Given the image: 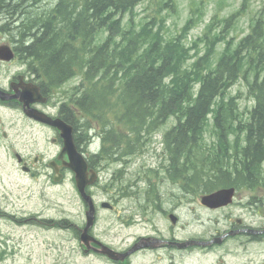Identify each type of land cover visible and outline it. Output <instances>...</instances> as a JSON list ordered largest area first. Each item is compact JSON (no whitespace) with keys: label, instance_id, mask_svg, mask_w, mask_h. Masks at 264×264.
I'll return each mask as SVG.
<instances>
[{"label":"trees","instance_id":"trees-1","mask_svg":"<svg viewBox=\"0 0 264 264\" xmlns=\"http://www.w3.org/2000/svg\"><path fill=\"white\" fill-rule=\"evenodd\" d=\"M26 1L0 0V30L10 35L18 54L29 59L30 69L39 75L44 87H59L82 71L84 81L74 88L70 99L84 115L85 129L98 123L103 127L104 141H110L112 147L110 155L114 146L121 147L120 141L114 140L124 134L116 131L119 126L128 129L127 137L139 139L144 131L153 130L175 115L178 123L167 131V146L175 162L181 155L189 159L191 182H201L204 167L220 172L212 178L208 175V183L264 182L263 18H257L251 31L234 47L230 44L216 64L211 59L215 41L205 32L211 43L204 55L187 66L189 48L179 38H166L161 28H155V19L140 28L123 21L122 16L144 0ZM236 15L226 18V23ZM184 30L187 32L189 27ZM102 31L107 32L105 38H101ZM221 36L218 33L216 40L224 38ZM241 77L247 80L255 98L248 118L235 110L234 97L225 98L227 90ZM210 114L219 137L216 148L204 145L203 133ZM230 129L237 136L244 132L246 137L244 144H236L241 146L233 148L234 152L227 140ZM137 144L138 140H129L127 152ZM201 152L216 154L200 156ZM234 169L242 180L232 177L230 171ZM38 221L45 226L76 230L69 218Z\"/></svg>","mask_w":264,"mask_h":264},{"label":"rangeland","instance_id":"rangeland-1","mask_svg":"<svg viewBox=\"0 0 264 264\" xmlns=\"http://www.w3.org/2000/svg\"><path fill=\"white\" fill-rule=\"evenodd\" d=\"M39 3L41 1L28 0L26 4ZM42 3L46 4L45 1ZM233 13L237 15L226 23L225 19ZM258 17L264 19V0H144L122 16L126 25L136 28L155 19V28H161L166 38H179L189 48L187 66H192L193 61L206 52L211 43L207 37L215 41L211 55L215 62L227 41L235 45L251 31ZM186 27L189 30L184 32ZM205 32L207 37L204 36ZM218 33L224 37L219 41L216 40ZM0 39H10V35L1 32ZM20 67L18 61L2 65L0 77L5 81ZM249 75L253 78L252 74ZM79 81L80 77H76L65 83L60 89L61 93ZM225 97L227 100L234 97L237 105L235 110L238 109L244 118L255 102L244 77L227 90ZM167 120V124L154 133V139L146 142V149L149 150L128 157L127 166L122 171H116L122 165L109 166L103 170L98 184L93 188L97 207L103 200L115 204L114 209H103L100 206L95 234L117 249H124L139 231L150 230V226L141 229L136 219L140 206L139 188L136 187L144 185L143 178L149 175V182L172 183L162 171L157 175L146 168L160 163L161 156L158 155L163 152L164 133L167 127L176 123L177 118L171 115ZM212 123L211 117L205 128L204 144L213 147L218 135ZM3 131H7V136L3 135ZM39 133L40 127L30 123L21 113L0 109V264H115L101 255L84 253L74 230L54 224L45 226L38 221L42 218H69L77 226L86 222V207L77 189L74 173L68 170L59 183L53 180L45 162L56 151L45 141L44 134ZM236 133L232 129L228 133L229 142L233 145L242 140V135L237 136ZM92 139H95L94 136ZM97 144L98 140L95 139L91 148L95 149ZM16 151L31 156L44 154V162L36 165L42 173L31 176L24 172L17 161ZM115 172H119L116 177L122 179H113ZM124 184L125 190L121 189ZM258 192L264 200V192ZM230 209L235 215L244 216L249 221L257 224L264 222V203H259V211L242 209L237 203ZM186 220L189 224L184 222L182 227H177L178 233L186 237L209 233L216 224L213 220L202 224L198 219ZM153 222L160 221L155 217ZM219 225L223 226L221 223ZM227 249L232 251L229 253ZM168 257V253L162 250L140 256L135 254L130 264H244L247 261L260 264L264 261V244L245 246L239 240H231L213 254L195 255L193 261L181 260L176 256L175 262H170Z\"/></svg>","mask_w":264,"mask_h":264},{"label":"flooded vegetation","instance_id":"flooded-vegetation-1","mask_svg":"<svg viewBox=\"0 0 264 264\" xmlns=\"http://www.w3.org/2000/svg\"><path fill=\"white\" fill-rule=\"evenodd\" d=\"M2 43L3 41L0 39V44ZM10 44L15 50L17 56L15 60L11 62L0 60V66L10 65L18 61L21 63V67L20 69L11 73V75L5 81L0 77V87L6 91L8 97L5 100L0 99V109L19 112L22 115H25L24 102L19 97H13V95H20L26 92L34 93L35 88H33V86H38L40 93L38 94L35 92L33 94V98L35 100L31 103V106L44 111L53 118L62 119V121L67 124L68 128H72V135L77 149L86 156V159L89 163V168H97V171L100 174L103 170L108 169L109 166H127V154L129 153L127 152L126 143L124 142V144H122L120 142L121 147L114 146V152L111 156L109 148L112 149V147L111 145L109 146L110 143H104L101 145L98 152H94L90 145L87 144L88 136L85 131L83 132V138L80 136L82 132V126L80 124L76 110H74L70 104L64 102L66 100L63 96H60L59 92L55 90V87L49 84L47 87H44L40 81L39 75L35 74L29 69L28 63L26 61L20 59L16 43L10 42ZM41 96L44 97L45 100H39ZM31 97L32 96H30V98ZM28 121L40 127L41 133L39 134H44L45 141L49 143L56 151L55 154L50 156L49 160L45 162L46 166L50 170L49 174L54 176L55 168H59L65 175L68 171V168L64 164V160H68V156L66 154L62 155L64 149V138L61 133V129L53 124L51 125L48 123H43L29 117ZM114 140L119 141L117 138ZM120 141L123 142V140ZM109 156L112 158V160L109 159ZM158 156H161L160 163L158 165H149L146 168L151 169L157 175L160 171H162L165 176H167L172 181V183L162 184L151 181L149 182L147 180L149 175H147V177L144 179V185L141 187H136L139 188L138 202L140 203L136 218L137 224H139L141 229L150 226V230L139 231L135 236V239L124 249H122L123 251L130 250L136 244L137 249L135 254L137 256L144 255L148 252H160L162 250L168 253V260L170 262H175L176 256H178L181 260L193 261L195 255L200 256L205 254H213L225 244L229 243L230 240L235 238H239L240 243L245 246L254 243L264 244V222L257 224L255 221H249L244 216L235 215L230 209L237 203L242 209L247 208L257 210L259 203L263 204L264 200L260 197L262 194L256 193L255 189L258 188L257 191H263L264 185H252L249 183H192L190 182V174L186 173L188 170L184 169L183 171L180 166H178V168L175 166L176 162L173 155L163 151ZM44 160V154H36L34 156L23 154L21 165L28 166L30 168V173L37 175L42 172L39 167H36V165L44 162ZM189 164L190 162L188 160L184 161V166H189ZM182 171L183 176L179 177ZM205 171L207 172V170ZM211 171L213 174L210 178L215 176L216 171L220 173L217 168L212 169ZM230 172H232V177L236 181L242 180V178L239 177L238 170L234 169V171ZM116 173L117 172L114 174ZM177 175L178 178H175L174 176ZM206 179L209 178L206 177ZM245 179L246 177H243L244 181ZM96 184L91 186V193L93 192L95 194L93 188L96 186ZM227 186L235 187V200L231 204L217 208L209 207L203 204V195L217 191ZM114 208L115 204H113V207H110V209ZM129 216L130 218H133L131 215ZM155 217H157L161 223L153 222ZM192 218L198 219L200 224L209 220L211 222L213 220V222L216 224L209 233H202L200 235L188 237L181 236L178 233L177 227H182L184 222L189 224V221L186 219ZM220 223L223 226L219 225ZM77 229L80 230L81 228L77 226ZM91 232L95 234L94 229ZM227 233L228 235H226ZM95 236L99 240L103 241L96 234ZM192 237L210 239L213 242L208 245L188 247H179L177 244V240H186ZM220 239L221 241L218 242L217 240ZM94 246L98 247V244L94 243ZM227 250L229 253L232 251L231 249ZM131 257L132 256L127 258L125 262L119 263L127 264L129 263V259ZM244 264H252V262L247 261ZM260 264H264V261H262Z\"/></svg>","mask_w":264,"mask_h":264},{"label":"water","instance_id":"water-1","mask_svg":"<svg viewBox=\"0 0 264 264\" xmlns=\"http://www.w3.org/2000/svg\"><path fill=\"white\" fill-rule=\"evenodd\" d=\"M14 57V51L12 50V48L9 45H1L0 46V58L5 59V60H10ZM36 91H38V89H36ZM0 94L3 98H5V96L3 95L2 90H0ZM33 94V92H32ZM29 97V93L25 94V95H21V98L25 101L26 105H28L30 103V101L32 100ZM26 112L28 115L42 120V121H46V122H50L53 123L57 126H59V128L62 129V134L65 138V149L63 151V153H68L69 154V158L70 161L67 163L69 167H71L75 173H76V181H77V186L81 192V195L83 196V198L90 204V209L87 212V224L81 234V240L83 243H85L87 245V251L90 250V248H92L91 242L94 239V237L89 233V228L94 224L95 222V206H94V201L91 197L90 194L87 193L86 191V186L92 182H94L97 179V173L95 171L89 170L88 169V163L85 160V158L83 157V155L77 150L76 146H75V142H74V138L72 135V128L71 127H67L65 124H63L62 121L60 120H51L50 117H48L46 114H44L43 112L34 109V108H28L26 109ZM19 160L21 161V156H18ZM24 170H28V168L23 167ZM55 180L59 181L61 180V175H56L55 176ZM233 193H234V188H225L222 190H219L217 192L211 193L209 195L204 196L203 198V202L211 207H218L221 205H225L228 204L229 202L232 201L233 198ZM104 206H107L108 203H104ZM201 243L200 241H196V240H191L185 243L180 244L181 246H187L189 244H199ZM136 248V246H134L133 249H131L130 251L126 252V253H121L119 251H116L115 249L101 244V248H98L97 250L101 253L107 254L108 256H110L113 259H124L126 256H128L134 249Z\"/></svg>","mask_w":264,"mask_h":264},{"label":"bare ground","instance_id":"bare-ground-1","mask_svg":"<svg viewBox=\"0 0 264 264\" xmlns=\"http://www.w3.org/2000/svg\"><path fill=\"white\" fill-rule=\"evenodd\" d=\"M183 118V117H182Z\"/></svg>","mask_w":264,"mask_h":264}]
</instances>
